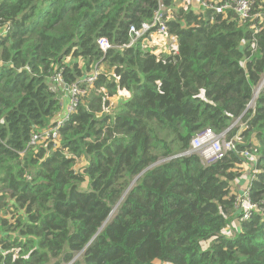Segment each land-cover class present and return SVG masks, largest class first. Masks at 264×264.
<instances>
[{
    "label": "trees",
    "instance_id": "1",
    "mask_svg": "<svg viewBox=\"0 0 264 264\" xmlns=\"http://www.w3.org/2000/svg\"><path fill=\"white\" fill-rule=\"evenodd\" d=\"M249 1L240 18L200 0H0V264H264V83L246 110L264 0ZM156 10L176 53L122 47ZM95 67L68 111L62 84L86 87ZM205 127L229 128L235 150L203 163L190 141ZM248 177L244 218L233 187Z\"/></svg>",
    "mask_w": 264,
    "mask_h": 264
},
{
    "label": "built area",
    "instance_id": "2",
    "mask_svg": "<svg viewBox=\"0 0 264 264\" xmlns=\"http://www.w3.org/2000/svg\"><path fill=\"white\" fill-rule=\"evenodd\" d=\"M200 1H202L204 5H207L212 9H215L216 11H221L226 7H230L239 14L240 18L248 17L251 6V1L249 0H230V1L227 0L221 3H218L216 1H207V0H200ZM207 2L209 4H206ZM163 16L164 13L161 10H156L150 22H143L139 28L135 27L134 25H131L129 27V32H130L129 40L127 43L123 44L122 47L132 46L139 38L142 43L143 39L147 37L148 33L153 30L166 33L167 28L165 23L163 22ZM97 45L102 51H106V49L111 47L110 43L104 37H99L97 39ZM171 53L174 54L175 52L172 51ZM97 74H98V69L95 67L86 77L82 79L86 87L81 88L76 83L66 87L69 95V103L67 106L68 111H73L75 109L78 103L79 96L83 95L88 88L92 87L93 82L97 77ZM58 80L59 82H61L59 75H58ZM62 86L64 85L62 84ZM116 96L128 97L129 92L125 89H119ZM60 122L61 121H59L56 126L45 129L42 135L32 134L28 142V145L29 144L34 145L37 142H39V140L40 142H43L49 137L55 139L57 137V132H58L57 126L60 124ZM227 131L228 129L221 133H215L213 130L207 127L198 130L190 141L191 151L193 150L197 151V153L201 158V161L205 164H210L222 158L227 151L235 150V145L239 139V136L231 137L228 139L226 138L224 139V144L221 145L219 141V136L221 134L225 135V132ZM189 152L190 150L184 152V154ZM241 153L243 154V158H244L243 163L245 164L248 159V156L250 155L249 151L243 150ZM248 187H249V183H247L242 188V190H240V192L236 194V199L238 202V212H241L244 218L249 216V212L251 208L255 206L254 204H251L249 202Z\"/></svg>",
    "mask_w": 264,
    "mask_h": 264
},
{
    "label": "crops",
    "instance_id": "3",
    "mask_svg": "<svg viewBox=\"0 0 264 264\" xmlns=\"http://www.w3.org/2000/svg\"><path fill=\"white\" fill-rule=\"evenodd\" d=\"M186 2L191 4L193 8L197 7V2L195 4H192L194 3V0H186ZM141 47L143 53L149 52L151 54H155L161 57L169 56L170 54H172L171 53L172 51L176 53V41L173 37L169 36L167 32L165 33L161 31H151L147 35L145 40L142 41ZM116 98L119 97L115 96V99ZM61 100L65 104V108H66L69 103V95L66 88L65 91L62 93ZM243 167L246 168L245 165H243ZM240 180L235 183V188L233 187V191L235 192V194L239 193V191L242 190V188L246 185L244 183L245 178ZM240 185H244V186L240 188Z\"/></svg>",
    "mask_w": 264,
    "mask_h": 264
},
{
    "label": "rangeland",
    "instance_id": "4",
    "mask_svg": "<svg viewBox=\"0 0 264 264\" xmlns=\"http://www.w3.org/2000/svg\"><path fill=\"white\" fill-rule=\"evenodd\" d=\"M169 15H170V13H169ZM263 22H264V20H263ZM150 33V32H149ZM148 33V34H149ZM146 38V37H145ZM145 38L143 39V41L145 40ZM263 83H264V76H263V78H262V80L257 84V87H256V89H255V91H254V93H253V96H252V98H251V100L248 102V104H247V107H246V110L247 109H250V108H252L253 106H254V100H255V98H256V96H257V94L259 93V91L262 89V87H263ZM257 92V93H256ZM66 109V108H65ZM237 119H238V117L236 118V119H234L233 120V122H232V126L233 127H236V126H242L243 125V121H242V119H238V121H237ZM242 121V122H241ZM232 127V128H233ZM224 139H226V137H225V135L224 134H221L220 136H219V141H220V143H221V145H223L224 144ZM34 144V143H33ZM248 158L249 159H253L254 157H253V155H249L248 156ZM250 168H252V167H250ZM248 180H249V177L248 178H245V181H244V183L245 184H247L248 183ZM134 181L135 180H132L131 181V183L129 184V186H128V188H127V190L130 188V186L132 185V183H134ZM241 181V180H240ZM243 184V183H242ZM244 185H240V188H242ZM240 192V191H239ZM115 210V208L113 209V211ZM111 214H113V212H111L110 213V215H109V217L111 216ZM240 229V224L236 221V220H233L232 222H230V224H228L223 230H222V234L225 236V237H227V238H233L235 235H236V233L238 232V230ZM210 239H206V240H200V246H201V250L202 251H206L207 250V248L209 247V245H210Z\"/></svg>",
    "mask_w": 264,
    "mask_h": 264
},
{
    "label": "water",
    "instance_id": "5",
    "mask_svg": "<svg viewBox=\"0 0 264 264\" xmlns=\"http://www.w3.org/2000/svg\"><path fill=\"white\" fill-rule=\"evenodd\" d=\"M6 27H7V25H4V26H3V29H6ZM64 86L67 87V85H64ZM231 127H232V125H231L229 128H231ZM229 128H228V129H229ZM135 179H136V178H135ZM116 207H117V205H116L114 208H116ZM236 213H238V210H236ZM104 223H105V222H104ZM104 223H103V225H104ZM103 225H102V226H103ZM99 230H100V229H99ZM99 230H98V231H99ZM94 237H95V236H93V238H94ZM93 238H92V239H93ZM92 239H91V240H92ZM91 240H90V241H91Z\"/></svg>",
    "mask_w": 264,
    "mask_h": 264
},
{
    "label": "clouds",
    "instance_id": "6",
    "mask_svg": "<svg viewBox=\"0 0 264 264\" xmlns=\"http://www.w3.org/2000/svg\"><path fill=\"white\" fill-rule=\"evenodd\" d=\"M3 30H5V29H3Z\"/></svg>",
    "mask_w": 264,
    "mask_h": 264
},
{
    "label": "bare ground",
    "instance_id": "7",
    "mask_svg": "<svg viewBox=\"0 0 264 264\" xmlns=\"http://www.w3.org/2000/svg\"><path fill=\"white\" fill-rule=\"evenodd\" d=\"M257 93V92H256Z\"/></svg>",
    "mask_w": 264,
    "mask_h": 264
}]
</instances>
